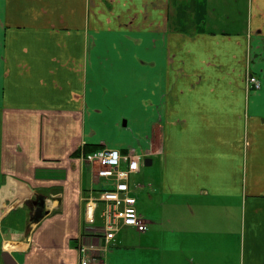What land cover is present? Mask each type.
Listing matches in <instances>:
<instances>
[{"label": "crops", "instance_id": "1", "mask_svg": "<svg viewBox=\"0 0 264 264\" xmlns=\"http://www.w3.org/2000/svg\"><path fill=\"white\" fill-rule=\"evenodd\" d=\"M151 144L148 231L99 256L78 152ZM156 225L144 264H264V0H0V264H140Z\"/></svg>", "mask_w": 264, "mask_h": 264}, {"label": "built area", "instance_id": "2", "mask_svg": "<svg viewBox=\"0 0 264 264\" xmlns=\"http://www.w3.org/2000/svg\"><path fill=\"white\" fill-rule=\"evenodd\" d=\"M246 84L254 89L261 87L259 79L252 73L247 75ZM81 159L92 166L94 185L101 186L99 189L89 190L85 197L87 231L103 239L106 248L116 240L123 226L132 227L140 233L146 232L147 222L138 212L137 198L130 185L131 174L140 170V164L132 150L123 154L117 149L102 147L88 153L83 151ZM104 180L111 184L105 187ZM99 220H103L102 225ZM79 251L82 256L81 264H90L95 260L88 256L90 249L87 246H80Z\"/></svg>", "mask_w": 264, "mask_h": 264}, {"label": "rangeland", "instance_id": "3", "mask_svg": "<svg viewBox=\"0 0 264 264\" xmlns=\"http://www.w3.org/2000/svg\"><path fill=\"white\" fill-rule=\"evenodd\" d=\"M116 123H118V122H116ZM116 123L114 125H116ZM112 134H117V129H116V132L113 131ZM101 146L109 148L106 145H101ZM85 147L86 146H84L82 151H81L82 154H83V151H84ZM129 150H132V152L134 154L137 153L136 149L134 147H132V146L129 148ZM143 151L144 152H142V154H140V158H139L140 159V161H139L140 171L142 169L141 168L142 167V160H145L146 158H152V144L148 148L145 147V149ZM78 156H79V152H78ZM162 160L163 159H156L155 164L153 166H150V167H147V168H145V166H144V169H147V171L142 169L141 172L139 171V174L136 173L137 175H132L131 178H130V182H131L132 187L134 185L136 187L137 186L136 184L140 183L141 185H144V186L149 185L148 186V189H149L152 186V176L154 177L155 175H158L157 180H159L161 182L162 180L160 179V174L164 173V166H163L164 162L162 163ZM95 172H96V169H95ZM157 173H159V174H157ZM146 177L150 180L149 181L150 184H148L147 179L145 180ZM110 184H111L110 181L104 180V184L103 185L105 187L109 186ZM158 187L162 188V186L160 184L158 185ZM139 192H141L140 197H139V199H140L139 208L143 211V213L145 215H148L149 218H151L150 220H152V216L159 218L160 219L159 222L161 223V226H163L164 225L163 197L158 196L152 201V198L149 197V195H147L146 192H144V191H139ZM146 222H147V225H148V221L147 220H146ZM99 224L102 225L103 224V220H99ZM159 230H160L159 227L156 225L155 226V231L154 230L153 231L150 230L148 235H146L145 237H142V241L141 242L138 241V240H135V246H137L139 244L142 246V249H140V252H141L142 255L139 256V258H141L140 259V264H144L143 257H144L145 254L152 255L153 257H156V253L157 252H155V250H153V247H154V244L156 245V244L159 243L160 235H163V234H159ZM141 233H143V232H141Z\"/></svg>", "mask_w": 264, "mask_h": 264}, {"label": "water", "instance_id": "4", "mask_svg": "<svg viewBox=\"0 0 264 264\" xmlns=\"http://www.w3.org/2000/svg\"><path fill=\"white\" fill-rule=\"evenodd\" d=\"M151 162H149L148 164H150ZM45 198L44 197H40L39 198V201L37 203V206H36V211H35V215H34V220L35 221H39L43 216L44 214L46 213L45 211Z\"/></svg>", "mask_w": 264, "mask_h": 264}, {"label": "trees", "instance_id": "5", "mask_svg": "<svg viewBox=\"0 0 264 264\" xmlns=\"http://www.w3.org/2000/svg\"><path fill=\"white\" fill-rule=\"evenodd\" d=\"M98 147H94V148H92V147H89V146H87V147H85V152H90V151H94V150H96ZM79 155H80V153H79Z\"/></svg>", "mask_w": 264, "mask_h": 264}]
</instances>
